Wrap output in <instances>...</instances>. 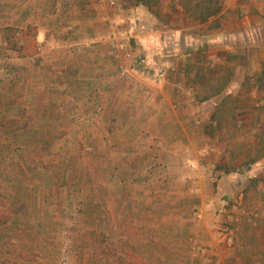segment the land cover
I'll list each match as a JSON object with an SVG mask.
<instances>
[{"label":"rangeland","instance_id":"374dc122","mask_svg":"<svg viewBox=\"0 0 264 264\" xmlns=\"http://www.w3.org/2000/svg\"><path fill=\"white\" fill-rule=\"evenodd\" d=\"M107 1L113 17L95 42L105 56L86 48L96 44L69 22L55 27L46 45L37 42L36 55L20 57L7 44L11 26L2 28L7 17L0 14V214L9 213L0 224V264H68L66 257L89 255L88 248L101 260L115 251L111 245L124 248L132 264H150L151 256L158 264H176L185 255L202 264L262 260L264 248L255 245L264 241V157L249 168L243 157L224 168L214 123L209 140L184 151L188 158L172 162L164 153L180 142L176 129L170 133L175 125H200L198 103L229 82L239 143L246 152L264 143V58L242 55L235 72L225 68L197 88H159L156 61L136 58L141 48L127 17L129 1ZM194 1L193 14L202 17L221 0ZM61 5L52 15L72 19L73 7L62 11ZM54 51L61 60L52 65ZM25 58L44 63L40 75L28 72L14 81ZM78 64L90 67L87 77ZM204 64L197 56L187 68L192 83L210 76ZM43 70L51 78L31 95L36 88L27 85L37 78L41 86ZM56 83H66L64 95L55 92ZM161 94L171 107L160 103ZM227 108L218 118H227Z\"/></svg>","mask_w":264,"mask_h":264},{"label":"crops","instance_id":"0c3cea01","mask_svg":"<svg viewBox=\"0 0 264 264\" xmlns=\"http://www.w3.org/2000/svg\"><path fill=\"white\" fill-rule=\"evenodd\" d=\"M126 1H129L127 17L130 20V26H133L131 32H134L135 42L141 48L140 52L137 51V54H135L136 58L138 56L146 57L147 55L153 64L156 61L152 69L155 73L158 72L157 75L159 74L157 77L159 83L156 85L159 88L160 86L163 88L167 84L172 88L181 86L185 90L192 89L191 87L197 88L225 68L230 67L231 71L235 72L240 63L239 57L242 55H255L261 57L262 60L264 58V0H221L219 5L212 6L219 7L215 14H206L202 17L193 14V8L197 6V2L194 0ZM1 2H5L7 8ZM108 4L107 0L102 5L95 6H92V0H75V3L64 2L63 5L59 4L58 0H0V14L7 17L2 28L13 26L24 29L28 25H33L36 27V40L41 46L42 43L46 45L45 41L49 39V36L54 35L55 27L59 28L60 23L67 24L71 22L74 30L83 29V31H87L88 42L95 43L104 37L106 22L110 17H113L111 11H107ZM59 5L63 7L62 11H65L66 7L68 9L73 7L72 19L67 20L69 16L65 13L61 17L57 14L56 16L52 15ZM202 18L205 19L201 20ZM1 39L3 38L0 36ZM1 41L4 42V40ZM95 47L96 50L101 51L102 56L106 55V49L102 44L93 46L87 43L86 48L92 51ZM149 48L151 52H148ZM73 51H76V49L73 48ZM68 53L71 52L66 50L65 54ZM53 54L54 60L50 61L52 65L61 60L60 54L56 51ZM40 55L41 53L38 54V56ZM197 56L204 58L205 72L207 71L210 76L207 74L202 75L199 82L192 83L187 68L194 64ZM34 60L33 58L23 60L22 64L25 68L22 72H18L16 77L14 76V81H18L20 75H27L28 72H33V75L36 76L39 72L40 75L39 70L44 63L34 65ZM38 65L40 66L38 67ZM78 67L82 69L83 74H86L83 77H87L88 73L91 72L89 66L81 67L78 64ZM170 69L174 70L175 73H170ZM177 75L180 76L179 80L176 78ZM41 76L44 78V83H40L41 86L37 84V78L30 79L27 87L36 88V91H29L31 95L34 92L36 93L37 89L43 90V87L46 86V80L51 78L50 74L46 75L45 70H43ZM50 86L52 85L50 84ZM54 87L57 94L64 95L66 83L65 85L56 83ZM229 88L230 82L223 90L226 95L232 92ZM221 94L203 98L198 103L199 106L196 107V110L199 112L197 116L200 117V125H197L199 122L190 123L188 126L176 124L174 129L171 130L170 133L173 134L176 129L181 137L179 143L171 144L168 151L164 153L169 161L174 162L173 160L178 161V159L188 158L184 151L190 150L189 153H192L198 149L200 140H203V142L209 140L211 137L209 129L212 128L210 119L217 107L216 98ZM161 95L163 98L160 99V103H166L168 107H171L169 96ZM104 97L106 98V95ZM196 110L189 111L188 114L191 115V119L194 118ZM171 113L176 114L174 110ZM202 122H204L203 125ZM150 243L153 248L154 241ZM111 246L110 248L115 249V251H111V254L105 259H98V257H95L94 252L88 248L89 255L81 257L80 253L75 251L69 257H66V263L89 264L90 261L95 260V264H98V262L100 264H132L133 261L130 260L132 257L122 253L124 248L118 250L117 247ZM184 246L191 247V244L184 242ZM151 257L150 264H158L159 259L156 260L154 256ZM144 261L149 263L146 260ZM202 262L201 258H193L188 255L178 256L175 260L176 264H202Z\"/></svg>","mask_w":264,"mask_h":264},{"label":"trees","instance_id":"16d2710c","mask_svg":"<svg viewBox=\"0 0 264 264\" xmlns=\"http://www.w3.org/2000/svg\"><path fill=\"white\" fill-rule=\"evenodd\" d=\"M219 10L218 8L211 7L208 10L207 15L215 14ZM205 19V18H204ZM203 18L201 20H204ZM6 41L11 49L15 50L20 57L34 56L37 54V41H36V28L33 26H28L25 30L14 29L11 27L5 28ZM264 76V70L261 72ZM222 78V77H221ZM226 79H223L224 81ZM223 90L220 89L215 93V95L221 94ZM231 95H225L220 103L217 105L215 112L211 116V122L217 125L218 134L217 141L219 143V149L221 152V158L225 162L224 168L228 167L230 164L235 162L238 158L243 157L241 161L242 165H246L248 168L255 164L258 160L264 157V143L259 142L255 147H248L249 151H244V147L238 141V134L236 133V121L237 115L234 113L233 107H229V99ZM228 107L226 119L218 118V113L223 111L224 108ZM220 114V113H219ZM246 148V147H245ZM253 150L254 153H251ZM229 169H223L224 173H227ZM246 196L244 194L242 198V203L245 204ZM9 217V213L2 215L0 214V224L3 223ZM255 248H264L263 243L256 244ZM241 264H264V258L262 260H250L248 262H242Z\"/></svg>","mask_w":264,"mask_h":264}]
</instances>
